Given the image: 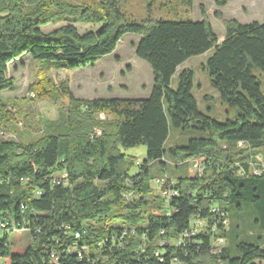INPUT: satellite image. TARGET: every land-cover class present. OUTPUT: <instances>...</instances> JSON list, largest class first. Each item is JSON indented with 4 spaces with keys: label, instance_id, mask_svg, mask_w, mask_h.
I'll list each match as a JSON object with an SVG mask.
<instances>
[{
    "label": "trees",
    "instance_id": "16d2710c",
    "mask_svg": "<svg viewBox=\"0 0 264 264\" xmlns=\"http://www.w3.org/2000/svg\"><path fill=\"white\" fill-rule=\"evenodd\" d=\"M229 1L216 0L218 7ZM84 11L68 0H2L0 91L11 85L9 64L25 55L38 61L47 76L53 68L94 65L111 54L124 35L134 33L141 35L136 55L149 63L154 74L151 93L144 99H79L66 84L52 83L54 91L70 101L66 121L33 142L0 138V219L24 228L31 238L25 252L18 254L11 250L10 232L4 233L0 259L7 264L264 261V247L246 241L237 244V256L228 245L212 253L215 236L227 241L229 229L221 231L219 221L223 213L228 219V206L238 210L253 206L256 222L264 230V168L258 174L250 169L252 152L264 148L263 82L253 72L259 69L264 77V20L224 19L225 39L217 44L218 35L204 11L200 21L136 20L122 10L119 0H102L100 10ZM77 15L97 23L99 29L80 33L67 24L51 32L42 30L53 20L77 21ZM211 49L205 70L221 101L239 109L235 120L220 121L199 109L192 94V69H181L178 85L172 87V78L185 61ZM42 91L34 96H42ZM97 112L114 114L116 120L102 136L91 138ZM13 119L0 98V124ZM171 125L208 136L167 150ZM239 141L248 146L238 147ZM138 145L146 146L147 155L137 164L121 149ZM167 155L176 163L205 157L204 174L178 177L169 201L150 202V163L160 160L165 169ZM237 163L244 167L245 176L237 174ZM135 165L138 172L132 174ZM194 216L206 219L207 229L179 243ZM215 223L219 232L212 229ZM77 232L80 238H75Z\"/></svg>",
    "mask_w": 264,
    "mask_h": 264
},
{
    "label": "rangeland",
    "instance_id": "374dc122",
    "mask_svg": "<svg viewBox=\"0 0 264 264\" xmlns=\"http://www.w3.org/2000/svg\"><path fill=\"white\" fill-rule=\"evenodd\" d=\"M68 1L91 13L95 9L100 10L102 0ZM119 1L122 10L136 20L151 17L153 20L200 21L204 11L217 33L218 39H220L219 35L225 32L224 19H235L240 23L264 20V0H230L224 7H218L216 0H192L191 5L188 0ZM215 6L221 11L214 9ZM217 13H222V17H217ZM78 18L77 21H73L72 17L67 21L53 20L43 26L42 30L51 32L67 24H72L80 33H85L96 31L100 27L97 23L79 16ZM140 39L141 35L139 34H126L111 54L103 56L94 65L74 70L53 68L45 73L47 76L41 73L40 63L30 55H25L10 63L7 77L11 81V85L0 91V98L12 111L15 119L0 124V138L21 143L33 142L40 139L47 131L56 128L58 124L63 123L64 119L66 121L69 116L70 101L64 95L55 92L53 85L60 87V84H66L74 96L79 99H144L149 97L154 83V74L149 63L136 55L135 46ZM212 54L213 49L185 61L173 76L172 87H177L181 69H192L195 73L192 94L198 102L199 109L220 121L235 120L240 112L239 109L230 107L221 101L218 90L211 85L209 74L205 70L204 66ZM253 72L262 78L264 91L263 73L259 69H254ZM48 78L50 82L47 81ZM38 90H43L42 96H38ZM34 92L38 93L37 97L33 96ZM93 118L94 126H96L91 132V138L102 136L104 130H110L111 123L116 120V116L108 112H97ZM207 136L208 134L199 131H184L171 125L165 147L169 150L172 146L186 145L192 138ZM121 151L135 157L137 164L142 163L147 155L144 145L122 148ZM252 154L254 161H250L251 163L264 164V148L256 149ZM259 156L261 160L257 159ZM166 159L164 161L165 169L160 160L150 163V172L153 177L152 192L147 196L150 202L159 199L167 200L165 191L172 190L171 187L176 184L178 177L203 175L206 168L205 164L202 173H197L189 168V161L192 158L188 160V163H176L170 159L169 155ZM136 172H138L137 165L131 169L132 174ZM116 209L114 207L111 212L114 213ZM257 218V212L251 205H244L242 210H238L235 206H228L229 231L227 232V244L224 245H228L234 256L239 254L236 246L241 241L264 247V230L256 222ZM9 241L12 252L21 254L30 245L31 238L27 231L10 232ZM256 262L255 264H264V261L261 260ZM0 264L6 263L2 261Z\"/></svg>",
    "mask_w": 264,
    "mask_h": 264
},
{
    "label": "built area",
    "instance_id": "2783aa9c",
    "mask_svg": "<svg viewBox=\"0 0 264 264\" xmlns=\"http://www.w3.org/2000/svg\"><path fill=\"white\" fill-rule=\"evenodd\" d=\"M34 96V95H33ZM238 146L239 147H247L248 145L243 142V141H239L238 142ZM259 160L260 156L257 158ZM204 162V163H203ZM205 162H206V158L205 157H199V158H192L189 161V168L191 171H195L197 173H202L203 169L205 168ZM262 162V161H261ZM238 169H237V174L240 176H245L246 172L244 170V167H242V165L240 163H237ZM264 167L263 165H260L259 162H253L250 163V169L252 172H260L262 171V168ZM171 188H175L174 185ZM178 191V190H177ZM179 193V191H178ZM165 194L167 195V201L170 200V190L165 191ZM222 217H224V219L221 221L220 219V223H222V230L221 231H226L228 229V225H229V220L227 218H225V214H221ZM208 226V222L206 219L204 218H199L197 216H194L190 222V227L183 233V235L179 238V243L183 244V241L185 240L186 237H189L195 233L201 232V231H205L207 229ZM213 231L215 232H219V226L215 223L213 226ZM18 231H24V228H17L16 225H9V222L6 219H0V237L7 232H18ZM81 237V233L77 232L75 233V238H80ZM226 243V238L224 236L218 235L215 236L212 242V253L213 254H218L221 252L222 248L225 246L224 244ZM53 260L57 261V257L56 254L54 253L52 255ZM5 262L7 264V261L5 258H1L0 262Z\"/></svg>",
    "mask_w": 264,
    "mask_h": 264
},
{
    "label": "crops",
    "instance_id": "0c3cea01",
    "mask_svg": "<svg viewBox=\"0 0 264 264\" xmlns=\"http://www.w3.org/2000/svg\"><path fill=\"white\" fill-rule=\"evenodd\" d=\"M214 9H219L217 6H215V8ZM220 11H221V9H219ZM219 38L220 39H225V32H223L221 35H219ZM227 242V241H226ZM227 244V243H226ZM255 263H257L256 261H255ZM254 263V264H255Z\"/></svg>",
    "mask_w": 264,
    "mask_h": 264
},
{
    "label": "bare ground",
    "instance_id": "6f19581e",
    "mask_svg": "<svg viewBox=\"0 0 264 264\" xmlns=\"http://www.w3.org/2000/svg\"><path fill=\"white\" fill-rule=\"evenodd\" d=\"M254 173H259V172H254ZM172 189V188H171ZM173 193H176L174 190H170V196L173 194Z\"/></svg>",
    "mask_w": 264,
    "mask_h": 264
},
{
    "label": "water",
    "instance_id": "95a60500",
    "mask_svg": "<svg viewBox=\"0 0 264 264\" xmlns=\"http://www.w3.org/2000/svg\"><path fill=\"white\" fill-rule=\"evenodd\" d=\"M223 41H224V39H218L217 44H220V43L223 42Z\"/></svg>",
    "mask_w": 264,
    "mask_h": 264
}]
</instances>
